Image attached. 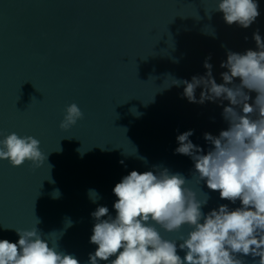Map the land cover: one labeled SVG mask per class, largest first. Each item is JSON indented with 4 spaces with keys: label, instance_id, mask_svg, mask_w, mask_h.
<instances>
[{
    "label": "water",
    "instance_id": "1",
    "mask_svg": "<svg viewBox=\"0 0 264 264\" xmlns=\"http://www.w3.org/2000/svg\"><path fill=\"white\" fill-rule=\"evenodd\" d=\"M217 2L0 0V139L11 133L33 136L47 157L40 167L0 160V240L16 243L14 229L37 227L50 246L87 264L97 247L90 243L91 213L106 206L114 217L115 185L131 171L155 165L182 173L199 199L206 193L205 214L221 204L230 210L240 206L199 183L191 174L193 160L174 153L176 137L194 130L189 139L206 154L211 145L204 133L227 129L222 112L229 102L190 103L183 86L163 87L169 76L189 81L203 76L206 60L213 78L223 83L227 69L220 65L228 51L258 50L253 33L258 30L264 39V0H257L260 15L248 28L225 23L215 11ZM201 91L197 88V99ZM250 95L254 100L256 93ZM72 103L84 117L61 129ZM136 152L147 164L123 154ZM57 189L60 196L53 198ZM90 189L100 196L95 203ZM156 227L166 240L186 238L191 230ZM244 259L254 264L252 257Z\"/></svg>",
    "mask_w": 264,
    "mask_h": 264
},
{
    "label": "clouds",
    "instance_id": "2",
    "mask_svg": "<svg viewBox=\"0 0 264 264\" xmlns=\"http://www.w3.org/2000/svg\"><path fill=\"white\" fill-rule=\"evenodd\" d=\"M215 11L223 13L228 25L235 23L242 28L250 27L260 15L257 0H218ZM253 39L258 50L227 52L226 61L220 65L227 69L221 73L223 83L213 78L212 65L206 60L203 76H193L191 81L169 76L165 82L170 83L163 86H183L182 95L190 103L229 102L222 112L227 129L218 135L204 133L205 141L211 145L206 154L189 139L194 130L176 137L179 146L174 153L193 160L191 174L198 177L199 183L204 181L208 189L219 192L221 200L231 204L239 201L240 206L230 210L228 204H221L205 214L202 208L209 196L205 193L206 198L199 199L186 186L188 179L182 173H172L162 165L143 173L133 170L113 188L117 197L113 204L115 216L106 206L91 213L95 223L90 243L97 247L88 254L87 264H246L244 257L249 256L254 264H264V39L258 30ZM236 78L239 84L234 82ZM197 88L202 89L199 99ZM252 92L256 93L254 100ZM133 109L130 111L139 115ZM83 117L79 106L72 103L66 107L59 127L66 130ZM123 154L147 164V159L137 152ZM3 159L13 166L27 161L40 167L47 157L38 139L11 133L0 139V160ZM59 196L57 189L53 198ZM89 198L95 203L100 196L90 189ZM71 225L69 220L67 227ZM157 225L170 233L184 225L191 230L186 238L166 240ZM14 230L18 242L0 240V264H80L74 255L50 246L37 227ZM178 250L185 255L181 257Z\"/></svg>",
    "mask_w": 264,
    "mask_h": 264
}]
</instances>
